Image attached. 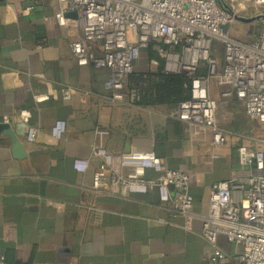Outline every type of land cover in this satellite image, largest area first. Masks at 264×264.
<instances>
[{"label":"crops","instance_id":"0c3cea01","mask_svg":"<svg viewBox=\"0 0 264 264\" xmlns=\"http://www.w3.org/2000/svg\"><path fill=\"white\" fill-rule=\"evenodd\" d=\"M218 1L244 6V0ZM253 9V21L264 26V4ZM251 28L225 31L247 41ZM79 36L65 0H0V264H210L213 249L199 233V218L185 230L155 191L122 195L109 184L96 191L100 160L93 149L101 146L115 158L153 151L164 167L187 172L195 214L206 209L213 182L243 176L248 168L218 162L224 156L209 133L190 139L177 106L136 104L134 78L154 71V60L137 59L121 96L111 99L104 87L109 72L71 53L70 42ZM66 89L70 98L64 100ZM222 100L243 111L235 98ZM21 111L28 112L26 120ZM58 119L66 129L55 139L50 129ZM29 128L36 129L32 141ZM256 148L264 150V141ZM75 159L87 160L84 171L75 169ZM156 176L150 169L144 174ZM216 244L230 256L218 264H238L240 247L223 235Z\"/></svg>","mask_w":264,"mask_h":264},{"label":"built area","instance_id":"2783aa9c","mask_svg":"<svg viewBox=\"0 0 264 264\" xmlns=\"http://www.w3.org/2000/svg\"><path fill=\"white\" fill-rule=\"evenodd\" d=\"M65 2L75 13L80 28V36L70 42L71 53L109 72L104 87L111 99L121 96L142 49L154 41L155 49L165 60L162 71L189 79L184 84L188 98L177 105L176 115L187 125L190 139L198 140L209 133L213 146L225 141L226 132L216 124L215 101L207 89L210 78L220 88L221 98H235L247 117L264 125V28L247 41L232 38L223 27L237 16L224 3L218 0ZM263 4L264 0H252L255 9ZM58 21L64 25L62 13ZM215 41L223 45L218 71L216 59L211 55ZM200 64L206 67L204 75L195 73ZM45 98L43 95L36 99ZM69 98L70 91L66 89L62 99ZM19 115L26 120L28 112L21 111ZM65 129V121L58 119L50 135L59 139ZM35 134L36 129L29 128L26 139L32 141ZM93 153L100 160L93 173L92 187L96 191L108 184L122 195L155 191L160 203L168 205L172 217L182 219L185 230H191L193 220L199 218V233L213 249L210 264L230 257L217 246L218 235L240 247L235 256L238 264H264V150L244 149L242 161L248 168L247 174L213 182L206 209L199 214L192 211L188 173L164 167L153 151L130 150L115 158L97 146ZM74 167L84 171L87 160L75 159ZM147 169L157 176L145 178Z\"/></svg>","mask_w":264,"mask_h":264},{"label":"rangeland","instance_id":"374dc122","mask_svg":"<svg viewBox=\"0 0 264 264\" xmlns=\"http://www.w3.org/2000/svg\"><path fill=\"white\" fill-rule=\"evenodd\" d=\"M242 4L244 5L243 7H232V11L237 17L251 19L250 21L252 22H244L236 19L231 24H227L224 27V30L237 26L243 27L246 23H252L250 31L252 32V36L255 37L262 31L264 26L260 22H255V20L253 21L256 17L254 16L252 0H244L242 1ZM222 52V43L220 41H215L211 55L217 62L215 67L216 71H218L221 66ZM156 55L161 61V65L163 67L165 64L164 58L161 57L157 50ZM138 59L139 63H144L146 61L145 51L140 53ZM150 66L153 70H155L158 67V64L154 61L149 64V68ZM207 89L210 97L215 101L216 124L227 132L223 144L217 146L216 148V152L224 156V159L221 158L218 162H223L221 164L226 163L229 166L237 165L241 169H244L243 167L247 168L242 161L243 151L244 149H247L252 152L259 146L261 141H264V125L260 124L253 118L247 117L243 113L240 105L236 106L234 103H228V101L222 100L219 96V90L214 79H209Z\"/></svg>","mask_w":264,"mask_h":264},{"label":"trees","instance_id":"16d2710c","mask_svg":"<svg viewBox=\"0 0 264 264\" xmlns=\"http://www.w3.org/2000/svg\"><path fill=\"white\" fill-rule=\"evenodd\" d=\"M155 45H157V43L153 41L145 49H142V51L146 53L147 60L156 61L158 67L154 71L148 70L134 78L138 85L135 87V102L139 105L167 104L177 106L181 101L188 98V90L184 84H186L189 79L181 74L164 73L162 71L163 67L161 61L158 59L156 50L154 49ZM158 45L162 46V44ZM163 47L168 48L165 45H163ZM205 72L206 67L204 64H200L195 71L198 75H204ZM129 78L130 74L127 76L126 80Z\"/></svg>","mask_w":264,"mask_h":264},{"label":"water","instance_id":"95a60500","mask_svg":"<svg viewBox=\"0 0 264 264\" xmlns=\"http://www.w3.org/2000/svg\"><path fill=\"white\" fill-rule=\"evenodd\" d=\"M258 17H256L257 19ZM237 20L240 21H244V22H249L251 19H246V18H242V17H236ZM6 125H2L1 128L6 129ZM8 134H10L12 136V134L9 131H6Z\"/></svg>","mask_w":264,"mask_h":264}]
</instances>
